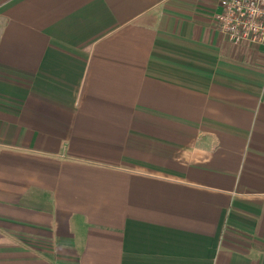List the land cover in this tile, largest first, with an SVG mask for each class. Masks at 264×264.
Wrapping results in <instances>:
<instances>
[{"label":"crops","instance_id":"1","mask_svg":"<svg viewBox=\"0 0 264 264\" xmlns=\"http://www.w3.org/2000/svg\"><path fill=\"white\" fill-rule=\"evenodd\" d=\"M220 0H0V264H264V47Z\"/></svg>","mask_w":264,"mask_h":264},{"label":"built area","instance_id":"2","mask_svg":"<svg viewBox=\"0 0 264 264\" xmlns=\"http://www.w3.org/2000/svg\"><path fill=\"white\" fill-rule=\"evenodd\" d=\"M215 20L231 43L264 47V0H220Z\"/></svg>","mask_w":264,"mask_h":264}]
</instances>
